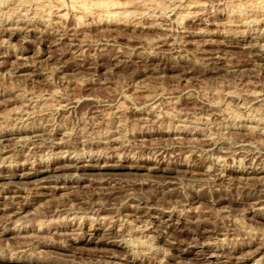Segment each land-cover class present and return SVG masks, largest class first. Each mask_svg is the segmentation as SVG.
<instances>
[{
	"label": "rangeland",
	"instance_id": "obj_1",
	"mask_svg": "<svg viewBox=\"0 0 264 264\" xmlns=\"http://www.w3.org/2000/svg\"><path fill=\"white\" fill-rule=\"evenodd\" d=\"M0 264H264V0L0 7Z\"/></svg>",
	"mask_w": 264,
	"mask_h": 264
},
{
	"label": "clouds",
	"instance_id": "obj_2",
	"mask_svg": "<svg viewBox=\"0 0 264 264\" xmlns=\"http://www.w3.org/2000/svg\"><path fill=\"white\" fill-rule=\"evenodd\" d=\"M8 0H0V7L6 6ZM5 16H7V14H4Z\"/></svg>",
	"mask_w": 264,
	"mask_h": 264
}]
</instances>
